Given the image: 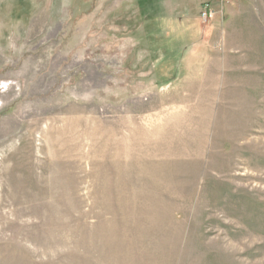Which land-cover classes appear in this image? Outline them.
<instances>
[{"label": "rangeland", "instance_id": "obj_1", "mask_svg": "<svg viewBox=\"0 0 264 264\" xmlns=\"http://www.w3.org/2000/svg\"><path fill=\"white\" fill-rule=\"evenodd\" d=\"M0 264H264V0H0Z\"/></svg>", "mask_w": 264, "mask_h": 264}, {"label": "trees", "instance_id": "obj_2", "mask_svg": "<svg viewBox=\"0 0 264 264\" xmlns=\"http://www.w3.org/2000/svg\"><path fill=\"white\" fill-rule=\"evenodd\" d=\"M166 69H167V71H169V68L168 67Z\"/></svg>", "mask_w": 264, "mask_h": 264}]
</instances>
